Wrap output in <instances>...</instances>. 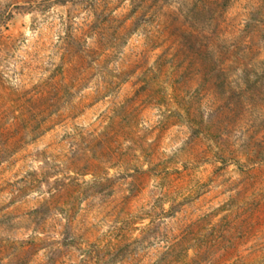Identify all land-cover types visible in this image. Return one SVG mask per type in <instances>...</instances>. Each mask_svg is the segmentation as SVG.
I'll return each mask as SVG.
<instances>
[{
	"label": "rangeland",
	"instance_id": "rangeland-1",
	"mask_svg": "<svg viewBox=\"0 0 264 264\" xmlns=\"http://www.w3.org/2000/svg\"><path fill=\"white\" fill-rule=\"evenodd\" d=\"M241 11L0 2V264H236L227 237H264V129L225 119Z\"/></svg>",
	"mask_w": 264,
	"mask_h": 264
},
{
	"label": "clouds",
	"instance_id": "clouds-1",
	"mask_svg": "<svg viewBox=\"0 0 264 264\" xmlns=\"http://www.w3.org/2000/svg\"><path fill=\"white\" fill-rule=\"evenodd\" d=\"M179 2L183 0H178ZM241 7L242 11L237 19L244 25L242 36L240 40L227 47L228 53L236 57L237 66L234 69L233 95L227 105V112L232 115L226 116L225 119L234 123L243 117L249 126L260 131L264 129V61L258 60V57L264 54V0H241ZM192 11L193 8L189 7V12ZM204 23L208 24L210 21ZM246 40H250L251 43L242 42ZM200 114L205 123L215 121L219 116L207 107H201ZM236 136L240 137L236 147L244 151L251 143L247 129L237 130ZM247 179L253 178L248 177ZM258 179L261 184H264V173ZM254 183H256L255 179H253ZM261 205H264V198L254 196L245 203L244 209L250 211L252 207ZM247 230L245 225L240 228L241 234ZM220 249L224 250L222 259L232 255L237 256L236 264H264V237H258L251 243L245 240L241 250L240 242L229 236L217 250Z\"/></svg>",
	"mask_w": 264,
	"mask_h": 264
}]
</instances>
